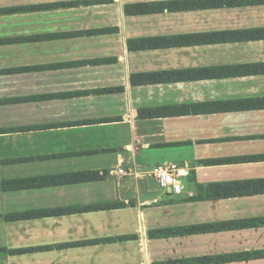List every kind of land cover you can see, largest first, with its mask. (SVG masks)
<instances>
[{
  "label": "crops",
  "instance_id": "1",
  "mask_svg": "<svg viewBox=\"0 0 264 264\" xmlns=\"http://www.w3.org/2000/svg\"><path fill=\"white\" fill-rule=\"evenodd\" d=\"M0 264H264V0H0Z\"/></svg>",
  "mask_w": 264,
  "mask_h": 264
},
{
  "label": "built area",
  "instance_id": "2",
  "mask_svg": "<svg viewBox=\"0 0 264 264\" xmlns=\"http://www.w3.org/2000/svg\"><path fill=\"white\" fill-rule=\"evenodd\" d=\"M117 172L120 175L124 173L121 169ZM151 174L157 181L160 189H170L174 194H179L181 192L182 186L178 180V178L181 176V173L175 165L167 164L159 166L153 172H151Z\"/></svg>",
  "mask_w": 264,
  "mask_h": 264
}]
</instances>
